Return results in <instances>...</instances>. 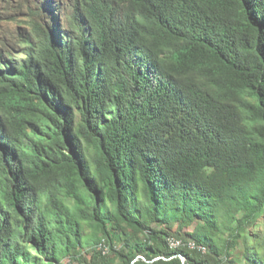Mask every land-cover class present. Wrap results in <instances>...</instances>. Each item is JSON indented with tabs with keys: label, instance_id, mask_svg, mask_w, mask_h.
I'll list each match as a JSON object with an SVG mask.
<instances>
[{
	"label": "trees",
	"instance_id": "16d2710c",
	"mask_svg": "<svg viewBox=\"0 0 264 264\" xmlns=\"http://www.w3.org/2000/svg\"><path fill=\"white\" fill-rule=\"evenodd\" d=\"M37 2L0 35V264H264V0Z\"/></svg>",
	"mask_w": 264,
	"mask_h": 264
},
{
	"label": "rangeland",
	"instance_id": "374dc122",
	"mask_svg": "<svg viewBox=\"0 0 264 264\" xmlns=\"http://www.w3.org/2000/svg\"><path fill=\"white\" fill-rule=\"evenodd\" d=\"M38 0H0V35L11 32L16 24H25V22L30 18L31 12L29 10V7H34L35 5H38ZM195 227L194 222H191L187 225H183L182 227L179 225V221H176L172 223V232L173 236L176 238H182L184 241L189 240L190 238L186 235V232H191ZM264 229V220L260 219L258 223L251 228L252 230V236L249 238L248 246H251L253 250L256 251V256L253 257L255 261L260 260L261 258L264 259V251L260 248L257 249V245L255 244L256 237L262 232ZM180 232L179 236L177 233ZM103 231L100 232L95 231L94 229H90L89 227H86L85 233H87L88 237H91L95 235V237H98ZM94 237V238H95ZM218 240H223L224 235L220 236L218 235ZM191 240V239H190ZM205 245L210 247L212 243L210 241L205 242ZM204 245V246H205ZM114 246L116 248H121V244L119 242H114ZM98 247H101L99 245ZM206 247V246H205ZM89 247H86L88 249ZM244 249L245 244L242 240H239L238 245L236 248L230 250V256L235 260L236 264H249V260L245 258L244 255ZM82 249H80L81 251ZM104 250L106 253H108V256H110L112 262L114 263H120L121 260L117 259V256L115 254H112L109 252V248L105 245ZM254 251V252H255ZM258 254V255H257ZM91 258V254H87V259ZM63 262H66V259H63Z\"/></svg>",
	"mask_w": 264,
	"mask_h": 264
},
{
	"label": "bare ground",
	"instance_id": "6f19581e",
	"mask_svg": "<svg viewBox=\"0 0 264 264\" xmlns=\"http://www.w3.org/2000/svg\"><path fill=\"white\" fill-rule=\"evenodd\" d=\"M171 246H174V247H177V246H180L181 244L180 243H175V242H173V241H169L168 242ZM184 244H187V245H189L190 247H192V248H195V247H197L198 249H200L202 252L203 251H205V249H204V247H202V246H196L194 243H192V242H187V243H184Z\"/></svg>",
	"mask_w": 264,
	"mask_h": 264
},
{
	"label": "built area",
	"instance_id": "2783aa9c",
	"mask_svg": "<svg viewBox=\"0 0 264 264\" xmlns=\"http://www.w3.org/2000/svg\"><path fill=\"white\" fill-rule=\"evenodd\" d=\"M167 241H173V242H175V243H180V244H182V245H186L187 247H189V248L192 249V247H190L189 245L184 244V243H183V240H182L181 238L167 237Z\"/></svg>",
	"mask_w": 264,
	"mask_h": 264
},
{
	"label": "water",
	"instance_id": "95a60500",
	"mask_svg": "<svg viewBox=\"0 0 264 264\" xmlns=\"http://www.w3.org/2000/svg\"><path fill=\"white\" fill-rule=\"evenodd\" d=\"M156 258H157V257H156ZM180 259L182 260L183 264H185V263H184V258H183L182 255H180Z\"/></svg>",
	"mask_w": 264,
	"mask_h": 264
}]
</instances>
